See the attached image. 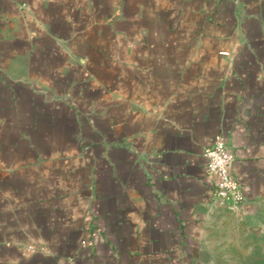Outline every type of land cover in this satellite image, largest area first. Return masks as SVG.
<instances>
[{"label":"crops","instance_id":"1","mask_svg":"<svg viewBox=\"0 0 264 264\" xmlns=\"http://www.w3.org/2000/svg\"><path fill=\"white\" fill-rule=\"evenodd\" d=\"M217 134L247 220L264 0H0V264H212Z\"/></svg>","mask_w":264,"mask_h":264},{"label":"rangeland","instance_id":"2","mask_svg":"<svg viewBox=\"0 0 264 264\" xmlns=\"http://www.w3.org/2000/svg\"><path fill=\"white\" fill-rule=\"evenodd\" d=\"M223 209L231 214L224 221L223 233L218 229V251L212 264H264V198L249 207L247 220L241 217L242 208Z\"/></svg>","mask_w":264,"mask_h":264},{"label":"built area","instance_id":"3","mask_svg":"<svg viewBox=\"0 0 264 264\" xmlns=\"http://www.w3.org/2000/svg\"><path fill=\"white\" fill-rule=\"evenodd\" d=\"M204 157L207 175L214 182L211 198L229 210L241 209L245 197L241 185L229 171L233 155L222 134L213 137L211 145L204 150ZM68 264L72 263L68 262Z\"/></svg>","mask_w":264,"mask_h":264}]
</instances>
